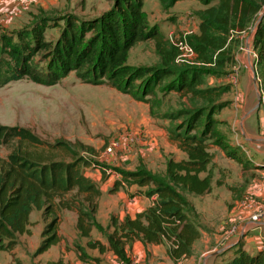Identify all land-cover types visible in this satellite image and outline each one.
I'll return each instance as SVG.
<instances>
[{
  "label": "trees",
  "instance_id": "1",
  "mask_svg": "<svg viewBox=\"0 0 264 264\" xmlns=\"http://www.w3.org/2000/svg\"><path fill=\"white\" fill-rule=\"evenodd\" d=\"M110 1L112 5L93 18L66 14L65 25H58L60 33L55 41L45 37L51 27V20L45 18L37 19L29 27L0 33V87L21 79L55 85L75 72L83 82L108 85L148 103L152 116L158 105L156 100L172 92L189 96L193 106L162 116L170 121L183 118L168 133L186 157H170L164 173L144 166L128 170L95 159L96 148L80 140L49 142L29 128L0 124V146L17 141L7 159L0 155V250H14L19 234H31V214L38 209L52 218L35 255L48 251L61 241V213L70 210L77 213V229L83 237L90 238L93 229L106 236L107 243L90 240L89 248L102 254L111 251L123 264H131L127 248L137 240L145 245H164L173 261L189 258L203 231L187 193L205 195L212 191L211 145L247 167L245 154L232 146L218 128L220 120L216 113L224 107L220 100L224 92L219 86L206 85V77L234 64L233 47L238 35L254 27L255 65L264 97V0H198L204 5L199 12V28L187 35L196 52L197 65L179 63L182 61H178V47L159 25L150 24L146 0ZM159 1L163 7L171 8L181 0ZM149 40L155 43L158 63L129 64L131 49ZM197 100L202 104H195ZM24 143L42 148L34 152ZM78 148L94 158L82 156ZM57 150L66 152L71 160L53 157ZM88 166L102 167L105 175L107 167L121 174L122 180H117L111 191L118 190L123 181L146 187L143 192L147 197L156 196L153 204L135 216L121 219L112 215L105 227L97 218L102 190L86 174L84 168ZM80 255L81 259L101 260L88 254L84 247L80 248ZM222 255L224 259L215 264H264V249L248 250L242 240ZM13 264L28 263L15 257ZM46 264H63V260Z\"/></svg>",
  "mask_w": 264,
  "mask_h": 264
},
{
  "label": "rangeland",
  "instance_id": "2",
  "mask_svg": "<svg viewBox=\"0 0 264 264\" xmlns=\"http://www.w3.org/2000/svg\"><path fill=\"white\" fill-rule=\"evenodd\" d=\"M111 5L110 0H0V33L14 32L19 28L29 27L37 19L45 18L51 20V27L47 28L45 37L47 40L55 41L60 33L58 25H65L63 17L66 14L72 13L81 18H93ZM202 8L204 5L198 0H181L171 8L163 7L159 0H146L145 3L150 24L159 25L171 40L198 30L199 12ZM254 32L253 27L248 32L238 35V40L233 47L234 64L227 65L217 74L206 77V85L219 86L224 92L220 97L224 107L216 113V118L220 120L218 128L232 146L239 147L240 151L245 154L249 161H247V167L229 158L220 147L211 145L210 151L214 155L210 169L214 187L210 194L187 193V197L197 210L203 231V237L196 244L193 255L176 262L161 253L155 258L146 256L141 264H215L224 259L222 253L231 246L229 243L239 240L245 243L247 249L257 250V245L246 244L245 237L253 229H249L253 225L245 227L249 217L241 213L243 209H246L251 217L257 210L253 203L264 206V199L251 198L247 192L252 185L261 180L264 172L261 165L264 164V159H262L264 158V97L261 105L257 107L263 92L258 75L256 81L254 77L257 73L256 52L253 46ZM187 59L188 62L179 63L199 64L196 62V57H187ZM128 63L132 65L157 64L158 55L155 52L154 41L149 40L135 45L131 49ZM161 96L160 93L158 99ZM138 102L130 95L108 85L83 82L75 72L70 73L55 85L21 79L0 87V124L29 128L49 142L60 139L75 143L80 140L94 146L98 151L97 155H94L95 159L102 162L101 156L106 148L115 139L124 140V134L128 130L127 136L132 137L130 138L131 145L135 144L139 153L141 149L145 150L149 146L150 136L148 134L139 131V128H128L132 123L137 125L141 123L140 118L146 107L145 102ZM156 102L158 105H155L153 117L167 131L181 122L183 118L170 121L162 117L164 113L194 105L189 96L176 92ZM195 104H202V101L197 100ZM125 126L127 127L124 129ZM16 144L17 141L9 145H1V157L7 159ZM23 145L34 152L42 148L28 143ZM75 147L78 146L75 145ZM78 149L82 156L94 158L86 150ZM47 150L44 148L45 152H48ZM52 156L71 160V157L62 150L55 151ZM181 156L185 158V152L181 149L173 150L168 159L170 157L181 159ZM107 160L108 158L103 161L109 162ZM104 164L113 166L108 163ZM94 169L95 167L92 170ZM84 170L88 171L85 168ZM107 170L111 169L107 167ZM164 172L165 170L157 171V173ZM97 183L101 187V182L97 181ZM113 215L120 217L117 214ZM260 216V220H263L264 209ZM51 218V216L45 217L41 210H33L30 224L31 234H19L18 244L14 250H0V264H13L15 257L28 264H46L50 260L58 259H62L63 264H113L109 253L102 254L98 249H91L87 245L88 241L99 238L107 242L106 236L98 229H93L90 238L83 237L76 228L77 213L70 210L62 211L60 219L59 233L65 241L59 242L40 255H35L44 239V229ZM81 247H84L91 256L99 257L101 260L81 259ZM218 251L219 253L214 254ZM131 264H133V259H131Z\"/></svg>",
  "mask_w": 264,
  "mask_h": 264
},
{
  "label": "crops",
  "instance_id": "3",
  "mask_svg": "<svg viewBox=\"0 0 264 264\" xmlns=\"http://www.w3.org/2000/svg\"><path fill=\"white\" fill-rule=\"evenodd\" d=\"M138 103L144 102L139 101ZM144 105L146 108L144 110L143 116L140 118L141 123L138 122L140 125L132 123L128 128H139V131L148 134L150 136V142H148L149 146H147L145 150L141 149L139 153L137 146L135 144L131 145L132 141H130V138L132 137H130V135L127 136V133H129L128 130L124 134L123 148L110 155L107 160L109 162H102L128 170H134L139 166H144L153 172L166 170L168 156L173 150L179 151V148L177 147L178 145L169 139V133L166 128L160 125V123H157L156 118L151 115L150 105L147 103H144ZM126 127L127 126H125L124 129ZM182 158L183 156H181V159ZM261 165L264 169V164ZM93 168L94 166L85 167V169L88 170L86 172L88 176L93 179L96 178V182H101L100 188L103 194L100 198L97 218L105 227L110 223L111 216L113 214H117L121 217V219H123L127 215L135 216L137 213L144 211L147 207L153 204L156 196L147 197L143 192L146 187H140L137 184H131L129 186L123 181V184L120 185L119 189L113 192L110 189L113 187L116 180H122L121 174L117 173L116 171L107 170V174L105 175L103 173L102 167H95V169L92 170ZM107 190H109V193H107ZM247 192L250 194L249 197L251 198L256 197L261 200L264 199V172L262 174L261 180L252 185ZM242 211V215L245 216L247 214L246 217H249L250 219V212L246 209H243ZM245 240L247 242L246 244L252 243L257 245V249H264V219L261 220L257 227L249 231L248 235L245 237ZM62 241L64 242L65 239L61 238L60 242ZM102 242L107 243L103 240ZM234 243L235 241L230 242L229 244L232 245ZM245 247L247 248L246 245ZM248 250L250 249L248 248ZM127 251L129 257L133 259V264H141L143 262L142 260L145 259L146 256L155 258L161 255V253L165 254L166 258L168 257L170 260H172L167 254V249L164 245H145L141 240L133 242L130 246H128ZM107 253L112 256L111 263L123 264L111 251H108Z\"/></svg>",
  "mask_w": 264,
  "mask_h": 264
},
{
  "label": "built area",
  "instance_id": "4",
  "mask_svg": "<svg viewBox=\"0 0 264 264\" xmlns=\"http://www.w3.org/2000/svg\"><path fill=\"white\" fill-rule=\"evenodd\" d=\"M190 34V33H188ZM185 34L184 36H182L181 38H178L176 40H171L172 43L178 47V49L180 50V55L178 57V61H184V62H188L187 57H196V52L194 50V48L188 43L187 41V35ZM124 145V142L122 139H115L105 150L104 154L101 156L102 161L107 159L110 155L116 153L119 149H122ZM251 204V203H250ZM257 210L251 215L247 225H245V227H248L250 224L253 225L251 228H255L257 227L261 220H260V214L261 211H263L264 206L263 204H256L253 203Z\"/></svg>",
  "mask_w": 264,
  "mask_h": 264
},
{
  "label": "water",
  "instance_id": "5",
  "mask_svg": "<svg viewBox=\"0 0 264 264\" xmlns=\"http://www.w3.org/2000/svg\"><path fill=\"white\" fill-rule=\"evenodd\" d=\"M263 15H264V12L262 13V16H263ZM262 16H261V17H262ZM254 77H255V81H256V79H257V73H255V76H254ZM262 99H263V96H260L259 103H258V106H257V107H259V106L261 105ZM253 110H254V109H253ZM253 110H252V111H253ZM252 111H251V112H252ZM251 112H250V113H251ZM225 249H227V248H225ZM225 249H223V250H225ZM223 250H222V251H223ZM217 253H219V251H218V252H215L214 254H217Z\"/></svg>",
  "mask_w": 264,
  "mask_h": 264
}]
</instances>
